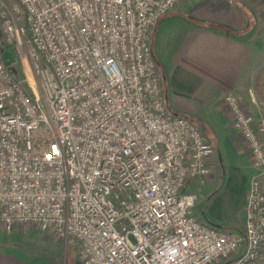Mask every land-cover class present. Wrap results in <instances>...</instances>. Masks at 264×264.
Wrapping results in <instances>:
<instances>
[{
    "label": "built area",
    "instance_id": "1",
    "mask_svg": "<svg viewBox=\"0 0 264 264\" xmlns=\"http://www.w3.org/2000/svg\"><path fill=\"white\" fill-rule=\"evenodd\" d=\"M180 1L0 0V228H47L77 264H264V120L238 94L223 102L253 169L242 234L183 191L213 148L165 110L148 45Z\"/></svg>",
    "mask_w": 264,
    "mask_h": 264
},
{
    "label": "crops",
    "instance_id": "2",
    "mask_svg": "<svg viewBox=\"0 0 264 264\" xmlns=\"http://www.w3.org/2000/svg\"><path fill=\"white\" fill-rule=\"evenodd\" d=\"M183 3V16L188 22L182 34H171L168 56L163 55L168 27L161 25L159 18L153 25L155 33L153 27L149 31V43L150 36H154L150 49L157 63L162 95L164 91L169 94L173 105L182 99L197 98L209 105L214 118L210 121L213 138L205 134L213 148V154L206 160L210 174L204 183L197 178L189 179L183 191L194 193L188 191L210 187L213 190L208 199L223 208L221 216L239 220L253 169L223 97L230 92L238 94L251 117L264 120V99L254 88L256 75L264 67V0H183ZM160 61L166 65L164 74ZM216 172L220 175L215 183ZM5 245L14 244L1 243L0 264H38Z\"/></svg>",
    "mask_w": 264,
    "mask_h": 264
},
{
    "label": "rangeland",
    "instance_id": "3",
    "mask_svg": "<svg viewBox=\"0 0 264 264\" xmlns=\"http://www.w3.org/2000/svg\"><path fill=\"white\" fill-rule=\"evenodd\" d=\"M192 1V0H186ZM179 3H183V0ZM178 3V4H179ZM176 5L173 9L168 11L166 15L160 17L161 25L165 24L168 27L169 37L163 40L164 51L163 55L168 56L170 44L173 41L171 34L175 32V35L182 34L185 30L186 23L188 22L183 13L185 12V4H181L179 8ZM178 8V10H176ZM176 10V11H174ZM174 11V12H173ZM165 27V28H166ZM158 31H160V28ZM153 34L155 28H152ZM153 35L150 36V43L154 40ZM1 38V35H0ZM165 42H168L165 44ZM154 47V44H152ZM164 61H160L161 74L166 72V65ZM15 74L23 79V76L19 72L18 68L14 66ZM163 77V75H162ZM164 89V84H163ZM176 101V100H175ZM243 102V101H242ZM163 105L165 110L170 114H178L180 116L190 119L194 124L199 126L202 131L213 138V130L210 121H213L209 105L205 102H199L197 98L182 99L173 105L171 96L163 93ZM223 175L222 171L220 173ZM219 173H214V182L219 180ZM223 180V179H222ZM213 189L210 187H203L200 191H188L194 192L196 200L192 208V214L198 218L201 222H210L211 225L227 230L231 233L241 235L243 228V213L239 220L234 218H226L221 216L223 208L220 205H214L213 201L209 200V196ZM203 220V221H202ZM2 242L13 245L12 247L5 245V247L12 249L18 254L29 258L32 261H36L38 264H77L78 248L71 246H64L51 231L47 228L34 226L27 229H14L12 231H6L0 228V245Z\"/></svg>",
    "mask_w": 264,
    "mask_h": 264
},
{
    "label": "trees",
    "instance_id": "4",
    "mask_svg": "<svg viewBox=\"0 0 264 264\" xmlns=\"http://www.w3.org/2000/svg\"><path fill=\"white\" fill-rule=\"evenodd\" d=\"M148 45L150 47L149 39H148ZM254 88H255V91H256L257 95L261 99H264V67H262L258 71V73L256 75V78H255V87Z\"/></svg>",
    "mask_w": 264,
    "mask_h": 264
},
{
    "label": "water",
    "instance_id": "5",
    "mask_svg": "<svg viewBox=\"0 0 264 264\" xmlns=\"http://www.w3.org/2000/svg\"><path fill=\"white\" fill-rule=\"evenodd\" d=\"M2 59L4 61V64L15 73L14 67L12 66L13 56L8 50H4L2 52Z\"/></svg>",
    "mask_w": 264,
    "mask_h": 264
}]
</instances>
